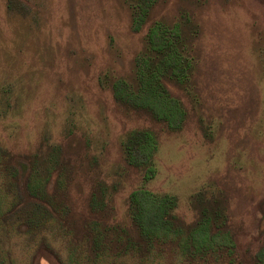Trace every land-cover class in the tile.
Returning <instances> with one entry per match:
<instances>
[{"label":"rangeland","instance_id":"obj_1","mask_svg":"<svg viewBox=\"0 0 264 264\" xmlns=\"http://www.w3.org/2000/svg\"><path fill=\"white\" fill-rule=\"evenodd\" d=\"M136 4L0 0V174L13 166L60 171L49 188L62 179L61 225L76 253H90L99 218L130 226L140 189L173 196L186 224L198 218V193L215 196L236 240L233 264H255L264 246V0H146L147 13ZM156 23L180 24L189 41V78L168 83L187 112L180 129L113 89L123 80L137 92ZM133 130L156 137L151 179L126 159ZM38 249L36 264H60ZM174 262L169 251L165 264Z\"/></svg>","mask_w":264,"mask_h":264},{"label":"trees","instance_id":"obj_2","mask_svg":"<svg viewBox=\"0 0 264 264\" xmlns=\"http://www.w3.org/2000/svg\"><path fill=\"white\" fill-rule=\"evenodd\" d=\"M136 1L135 11L143 7L146 12L142 5L146 0ZM144 16L141 12L134 15L137 30L144 24ZM149 42L143 65L137 70V92L132 93L123 80L114 82L113 89L118 99H126L127 104L148 112L171 129H180L187 112L168 83H184L189 78L192 58L188 56V38L180 24L168 28L156 23ZM124 143L128 162L144 169L146 179L153 178L157 173L156 137L150 131L133 130ZM54 176L58 179L61 175L53 165L44 170L21 171L13 166L8 173L0 174V264H36L38 248L49 250L60 264H165L169 251L174 253L173 264L236 261V240L219 199L198 193V218L186 224L175 212L177 202L173 196H157L144 189L132 195L130 226H107L99 218L91 232L90 253H76L74 240L70 241L61 225L68 217L61 201L62 179L49 188ZM100 225L103 231L97 232ZM66 239L70 242L62 243ZM112 246L116 253H110ZM255 260V264H264V246Z\"/></svg>","mask_w":264,"mask_h":264}]
</instances>
